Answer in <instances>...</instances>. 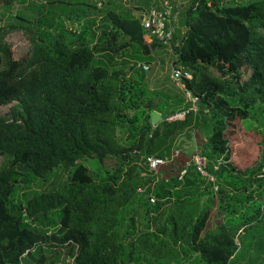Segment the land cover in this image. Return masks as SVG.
<instances>
[{
    "label": "trees",
    "instance_id": "16d2710c",
    "mask_svg": "<svg viewBox=\"0 0 264 264\" xmlns=\"http://www.w3.org/2000/svg\"><path fill=\"white\" fill-rule=\"evenodd\" d=\"M56 1L80 5L85 16L89 10L87 1L44 2ZM32 6V16L20 12L0 25V107L13 104L10 117H0V264H25L26 258L31 264L50 258L49 264H68L65 258L72 264H172L189 257V264H233L244 250L236 240L250 246L246 231L264 235V202L252 196L253 183L264 185V168L232 165L226 138L235 122L264 117V0H194L174 49L178 65L194 71L183 82L198 109L155 126L148 112L160 113L157 104L142 99L143 90L123 69L97 59L136 45L149 61L163 45L147 35L140 16L107 10L111 27L94 41L93 19L82 17L74 35L62 20L72 11L43 14V3ZM13 31L31 36L30 55L14 58L6 40ZM187 128L208 160L209 175L225 183L217 195L193 164L195 153L170 152ZM246 130L258 131L264 142V120L260 129ZM165 155L173 158L150 171L146 158ZM87 160L99 169H89ZM60 168L65 180L46 190ZM165 205L155 229L150 218L138 227L141 210L150 217ZM244 205L240 219L219 218L237 215Z\"/></svg>",
    "mask_w": 264,
    "mask_h": 264
},
{
    "label": "rangeland",
    "instance_id": "374dc122",
    "mask_svg": "<svg viewBox=\"0 0 264 264\" xmlns=\"http://www.w3.org/2000/svg\"><path fill=\"white\" fill-rule=\"evenodd\" d=\"M44 1L48 0H16L13 1L12 5L5 4L1 1L0 19L2 20H0V25L6 24L8 21L12 20L15 17V14L20 12L32 16L35 11L32 5L43 3V5L45 6V8L41 9L43 14L46 13L47 9H54L59 14H62L61 10H63V8L68 11H72L70 17L63 14L62 20L67 30L74 35H78L79 31L81 30L82 17L93 19L94 25L92 28V33L94 34V41H96L97 37L100 35L105 26L111 27V24L108 25L109 20H106L107 10L112 9L117 13L124 14L126 13V11L127 13H129L132 9H134L130 8L132 7L131 0H111V3H107L106 5H104L102 10H98L95 7L91 6V3L93 4V0H71L89 2V6H85L86 9H89L87 10L85 16L83 15L82 10L80 11L79 9L80 5L64 6L62 3L58 4L57 1L54 5H51L50 3H46ZM181 2L182 4L179 10L178 20L176 24V31H179V33L176 34L177 37L175 40V44L171 47L168 48L163 46L157 48L149 61H146L144 53L136 45L129 46L127 49L120 51L118 55L105 53L97 56V59L105 64L106 67L110 69H123L126 77L130 81L134 82V86L137 89L143 90L142 99L145 101L151 99L155 104H157L156 111H160V113H157L154 110L148 112L153 126L157 125L165 117L171 118L175 117L176 115L180 116L184 115L190 109L193 111L195 108L196 111L198 109V102L196 101V103H194L193 101H191L187 89L182 88L180 85H178L177 81L172 78L173 69L176 67L180 68V66L178 65V57L174 47L179 44L187 31V27L185 25V17L194 0H181ZM171 4L175 8L177 6V0H171ZM90 36L91 34H88V38H90ZM30 37V35L25 34L22 31H13L8 33L6 40L12 48L13 56L15 59H21L22 57L31 54L33 46ZM121 43H124V39L122 38L118 41V44ZM138 64L148 65L149 70L143 71L140 68H137ZM183 70L191 74L194 72L193 70ZM209 73L215 77H220V74L214 68H209ZM181 83L183 84L184 82L181 81ZM12 105L0 107V117H10ZM133 113L134 112L130 110L127 113V117L131 118ZM263 120L264 117L261 118V120L255 117L249 119L244 124H242L240 121H237L234 125L230 126L226 138L229 141V148L231 151L230 163L232 165L244 170L246 168L252 167L257 163V166L262 165L264 168V142H262L261 137L258 135V131L250 132L246 130V128L252 130L260 129L261 123L263 124ZM118 136L121 141H124L126 139L125 134H123L121 131H119ZM199 149L200 148L198 146V140L196 139L193 129L187 128V130L175 137L173 141V147L172 149H170V152L176 153L178 151L179 154L185 152L188 154L190 153L192 156L193 153L199 152ZM165 156L168 157L167 155ZM142 159L143 158L140 157L139 163L141 166L143 165L142 167H145ZM3 163L4 159L0 158V166ZM84 164L93 171H97L99 169V163L97 161L87 160L84 161ZM217 165L218 164H216V166ZM144 173H148L146 168ZM65 178L66 172L62 168L58 169L52 177V183H49L46 186V190L53 187H58L63 183ZM206 179H208L206 181V187L209 186V192L213 195L218 194V190L215 189V187L218 188V186L221 187L225 184L223 180H215V185L213 186L209 178L207 177ZM252 187L254 188L252 194L253 199L259 203L264 202V185L260 187L257 184L253 183ZM233 193L234 191L231 190V194ZM247 206L248 205H244L235 216H230V214L228 213L220 215L219 218H221L222 221H226L230 218L238 220L240 219L241 214L247 210ZM168 208L169 205H165L159 214H154L150 217H147L144 211L141 210L137 219V224H139L138 227L150 223L148 221V219L150 218L152 220L151 226L153 229H155V226L159 225L163 221ZM215 223L216 222L214 221L211 228H214ZM251 231L252 230L245 232V241H251L250 246L246 245L243 247L242 239L236 240L238 244L241 243L244 250L240 252L233 264H264V250L259 248L263 245L262 240H264V235L261 236L259 232L255 234L257 230L254 233ZM242 234L244 233L242 232ZM192 258L193 257L182 258L178 263L172 264H189ZM50 259L53 260V258ZM50 259H47V264H49V261H51ZM65 259L68 261L66 263L72 264V259ZM29 261V258H26L24 260L25 264H31ZM33 262L35 263V260Z\"/></svg>",
    "mask_w": 264,
    "mask_h": 264
},
{
    "label": "built area",
    "instance_id": "2783aa9c",
    "mask_svg": "<svg viewBox=\"0 0 264 264\" xmlns=\"http://www.w3.org/2000/svg\"><path fill=\"white\" fill-rule=\"evenodd\" d=\"M93 1L95 2L96 6L101 9L107 0ZM181 4V0H177V6L174 8L171 4V0H151V7L149 8V10L143 11L139 15L141 18V25L147 35L162 43L163 46L168 48L171 47L174 41V34L177 28L176 24ZM137 68H140L143 71L149 70V66L145 64H138ZM172 78L177 81L178 85H180L182 88H186L184 83L182 84L181 81H183V79L191 80L192 74L184 71L181 67H176L173 69ZM187 92L191 98V101L196 103L197 100L191 95L188 90ZM194 111H196V108L194 109ZM183 118L184 115H176L175 117L168 118L167 120L174 121L181 120ZM175 155H177V152L175 153ZM172 158L173 157L164 158L149 156L146 158V163L150 171L157 172L160 166L167 164ZM193 164L203 177L209 178L210 182L214 186L215 179L207 172L208 160L200 151L196 152L193 156ZM215 189H217V187H215ZM149 201L150 203L154 204L156 199L154 197H150Z\"/></svg>",
    "mask_w": 264,
    "mask_h": 264
},
{
    "label": "crops",
    "instance_id": "0c3cea01",
    "mask_svg": "<svg viewBox=\"0 0 264 264\" xmlns=\"http://www.w3.org/2000/svg\"><path fill=\"white\" fill-rule=\"evenodd\" d=\"M131 11H134L135 16H139L143 11L149 10L151 7V0H131Z\"/></svg>",
    "mask_w": 264,
    "mask_h": 264
}]
</instances>
